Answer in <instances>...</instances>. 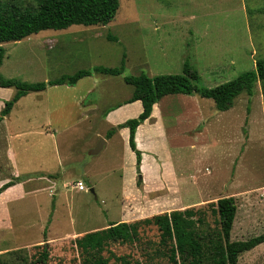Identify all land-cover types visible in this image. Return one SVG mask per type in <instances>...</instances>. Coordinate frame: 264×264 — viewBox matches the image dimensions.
Masks as SVG:
<instances>
[{
	"label": "rangeland",
	"instance_id": "obj_1",
	"mask_svg": "<svg viewBox=\"0 0 264 264\" xmlns=\"http://www.w3.org/2000/svg\"><path fill=\"white\" fill-rule=\"evenodd\" d=\"M4 4L32 9L35 2L0 0ZM262 5V0H118L114 17L105 25L73 24L61 31L45 30L56 36L64 31L82 34L61 35L65 47L37 49L33 34L1 43L0 74L34 82L38 77L52 80L80 68L121 65L119 75L95 77L96 87L87 95L91 100L101 94L102 104L98 105L102 113L111 103L130 95L132 88L123 82V76L180 73L184 61L196 70L197 85L210 88L252 69L254 61L264 57ZM61 90L51 91L54 106L60 102L68 110L73 105V91L78 89L72 94L58 92ZM13 92V87L0 88L2 104ZM168 96H176L166 104L164 123L170 163L181 186L179 196L175 184L169 183L144 197L140 183L135 184L137 172L135 186L121 176L120 144L108 141L99 152L88 154V145H96L99 136L85 133L78 125L68 133L58 130L51 151L48 140L26 135L20 142H12V158L5 148L6 135L0 134V179L15 182L16 177L42 176L55 184L33 196L6 195L0 202L1 212L5 207L10 221L0 225V264H40L37 258L44 242V264H88L95 257L105 259L106 264H191L192 255L184 248L173 246L174 255L169 258L170 245L159 242V231L151 220L155 214L173 210H188L187 218L192 220L191 229L201 247L199 264H215L224 245L215 209L220 197H231L236 207L228 241L261 233L264 99L259 82L252 94L239 93L223 111L196 94L190 95L192 101H184L182 94ZM104 134L101 130L100 136L105 138ZM39 162L53 171L14 172L15 167L30 169ZM189 176L196 179L195 189ZM76 180L87 190L77 192L72 187ZM142 218L150 221L141 222L131 241L109 240L100 250L87 253L75 246L74 239L84 232ZM236 264H264V242L241 252Z\"/></svg>",
	"mask_w": 264,
	"mask_h": 264
},
{
	"label": "trees",
	"instance_id": "obj_2",
	"mask_svg": "<svg viewBox=\"0 0 264 264\" xmlns=\"http://www.w3.org/2000/svg\"><path fill=\"white\" fill-rule=\"evenodd\" d=\"M261 10L264 12V0ZM32 9L21 8L15 4L0 5V44L21 40L41 30H60L70 25H105L115 15L118 8V0H34ZM3 56V48L0 45V64ZM91 71L119 75L122 66L103 67L96 66ZM90 70L79 69L69 75L40 82H25L14 78H4L0 74V87H13L11 97L3 102L0 109V120L8 113L13 103L28 92L43 90L46 85L73 84L77 79L90 74ZM124 83L131 86V94L125 102L138 100L141 111L132 118H128L114 127L109 128L104 137L108 138L115 128L126 127L128 130V147L135 156V169L139 174V151L133 142V133L138 124L149 116L151 106L158 99L168 94H196L198 97L210 99L218 111L230 107L232 100L241 92L252 94L256 81L259 82L264 99V57L254 61L253 68L239 73L236 77L223 83L207 88L197 85L198 76L196 70L186 61L182 63L180 73L158 74L147 76L143 73L138 75H126L122 77ZM24 178L16 177V181ZM8 180L0 186V191L12 184ZM140 180L135 184L139 185ZM215 209L221 232L224 237L222 251L216 257L215 264H236L238 255L247 251L259 243L264 242V230L258 235L245 240L228 241L229 230L235 213V203L231 197H220L215 200ZM188 210H173L168 214H155L151 217L159 231V242L168 247L169 258L174 255V247L178 250L187 249L192 255L191 264H199L200 243L192 229V220L187 218ZM150 221L142 218L131 222L108 223L106 227L88 231L74 239L77 249L82 253L91 250H100L107 241H131L137 237V229L141 222ZM175 241V243H174ZM37 262L44 264L47 259L45 244H41ZM167 253V254H168ZM166 254V255H167ZM88 264H106V260L95 257Z\"/></svg>",
	"mask_w": 264,
	"mask_h": 264
},
{
	"label": "crops",
	"instance_id": "obj_3",
	"mask_svg": "<svg viewBox=\"0 0 264 264\" xmlns=\"http://www.w3.org/2000/svg\"><path fill=\"white\" fill-rule=\"evenodd\" d=\"M61 30L63 29H60L58 31ZM33 35H36V38L34 40L36 41L34 47L40 49L42 48V46H44L45 49H53L55 47H59V48L65 47L63 42H61L62 40L61 35H71L72 37L76 35L81 37L82 34L64 31L62 34H60V36H56V35H51L50 32H45V30H41L38 31L37 33H34ZM80 69H84V68H80ZM60 75H69V74H60ZM100 75L113 76V75L91 71L90 74L77 79L71 85H67V84L46 85V87L43 90L28 92L22 95L21 97H19L13 103L8 113L4 115L3 118L0 120V134L6 135L5 148L9 152V157L12 158L13 155L12 153H14L12 150V142H20L23 138H25L26 135L29 134L37 137V140L38 139L48 140L51 151L54 140L53 137L54 134L58 132V130L62 132L67 131L68 133L71 129H73L74 127H76V125H78L79 127L85 130L84 131L85 133L88 134V132L90 133L93 132L95 137H98L100 136L101 130H105L106 132L109 128L114 127L116 124L121 123L128 118L135 117L141 111V106L138 100L125 102L130 95L121 99L119 102L111 103L112 105L110 104V107H108L103 113L101 111V108H99V105L101 106L102 104L101 94L99 95L98 98H92L91 100L87 99V95L90 94L93 91V89L96 87L95 85L97 80L95 77H101ZM48 80L49 79L44 77L41 78L38 77L34 79V82L48 81ZM64 86L66 88H63ZM0 88H6V87H0ZM60 88L62 90L71 91V94H72V90L76 88L78 89L77 92L75 90L73 91L74 101L73 103H71L73 105L69 106L68 110L64 106H62L60 102H57L56 106H54L53 102L56 99H54L51 96L52 93L51 91L52 89H60ZM62 90L58 92L67 94L66 91H62ZM168 95H173V94H168ZM168 95L162 96L154 104H152L149 116L136 126L133 133L134 146L140 153L139 165H138V171H139L138 179L140 180L143 196L146 198H148L149 193L151 191L157 192L159 191L160 188L164 186V184H169V183L175 184L174 189L177 195L178 196L180 195L179 189L181 188V186L179 187V184H177L178 181L175 172L173 170V167L170 163V153H169L170 142L167 137V128L164 123V115L168 113L166 104L169 105L170 102H174L176 99L174 97L176 96H168ZM182 95L183 96H181V98L184 101H192L190 95H184V94ZM57 100L59 99L57 98ZM1 106H3V104L0 101V107ZM72 107H74V111L70 112V109ZM101 123H103L102 127H100ZM127 137H128V130L126 127L115 128L113 133L108 138L102 137L105 140L104 144L102 145V148L108 141L116 140V142L120 144L121 146L120 161L122 165L120 169L121 176L127 177L129 183L133 181V185H134V179L136 176L135 156L134 153L128 147ZM92 147L93 144L90 143V145H88V148L90 149ZM56 160H57V156L55 154L54 161ZM41 163L42 162L37 163V165H35L33 168L30 169L23 167L24 170L15 167L14 172H16L17 174H23L33 171H39V172L53 171L52 169H46L42 167ZM56 163L58 165L57 161ZM189 179H192V182L190 180L189 182L192 185L193 189H195L196 188L195 177L189 176ZM5 181L6 180H4L3 178L0 179V186L4 184ZM46 181L47 179L43 178L42 176L37 179L26 178L20 181H15L0 191V202H2L6 198V195L11 194L22 197L33 196L38 191L42 189L44 190V188L46 187H54L55 184L53 182L51 181L46 182ZM183 184H186V180L184 182L182 181L181 185ZM176 185L178 186L176 187ZM4 208L5 207H2L3 209L2 212L0 210V225L2 226L6 225L7 222L8 223L10 222L8 218L9 214L6 215V211ZM46 243L47 242H44L43 244Z\"/></svg>",
	"mask_w": 264,
	"mask_h": 264
},
{
	"label": "water",
	"instance_id": "obj_4",
	"mask_svg": "<svg viewBox=\"0 0 264 264\" xmlns=\"http://www.w3.org/2000/svg\"><path fill=\"white\" fill-rule=\"evenodd\" d=\"M103 144H104V139H103L101 136H99V137H98V143H97L96 145H94L92 148H90V149L87 151V153H88V154H95V153L99 152L100 149L102 148V145H103ZM88 191H89V192H92V188H89Z\"/></svg>",
	"mask_w": 264,
	"mask_h": 264
},
{
	"label": "built area",
	"instance_id": "obj_5",
	"mask_svg": "<svg viewBox=\"0 0 264 264\" xmlns=\"http://www.w3.org/2000/svg\"><path fill=\"white\" fill-rule=\"evenodd\" d=\"M72 187L76 189V191H85L87 190L86 186L81 180H76L73 182Z\"/></svg>",
	"mask_w": 264,
	"mask_h": 264
}]
</instances>
